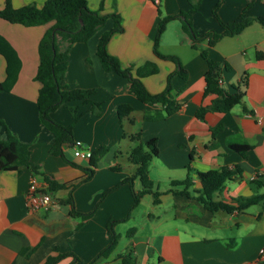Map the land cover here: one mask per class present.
<instances>
[{
	"label": "crops",
	"instance_id": "crops-1",
	"mask_svg": "<svg viewBox=\"0 0 264 264\" xmlns=\"http://www.w3.org/2000/svg\"><path fill=\"white\" fill-rule=\"evenodd\" d=\"M46 1L36 4L42 6ZM251 1L223 0L219 17L231 22ZM218 2L203 0L193 15L197 36L210 30L222 32L213 16ZM12 4L20 7L29 2ZM4 5L5 0H0V9ZM88 6L100 15L117 12L122 16L124 29L112 34L108 52L124 67L157 63L159 72L143 82L151 93L164 91L168 76L177 66L154 52L159 20L161 16L189 11V0H88ZM248 12L253 17L264 16V0H255ZM50 25L26 27L0 18V34L22 62L13 89L0 93V141L7 138L9 131L16 135L29 146L31 161L38 168V172L26 166L0 170V264H44L49 257L60 254L68 256L57 264H71L76 260L74 255L77 264H90L111 241L108 221L125 218L133 204L128 184L109 190L135 172L129 156L126 159L131 164H122L119 155L122 143L127 138L132 141L131 136L137 132L144 141L158 140L159 154L152 160L149 174L161 192L160 203L155 204L154 197L146 194L128 219L116 223L118 244L96 264H121L119 257L128 251L135 264H259L264 248V202L245 212H212L198 199L202 190L198 173L223 167L242 170L241 175L213 194L215 201L231 203L264 192L252 183L258 173H264V58L257 57L259 52L264 53V26L255 21L240 34L222 38L214 47H209L207 41L200 43L212 59L230 63L231 70L223 72V85L230 91L237 86L244 93L243 104L227 113L208 112L202 120L196 116L198 108L210 105L213 99V95H205L207 61L200 49L193 47L182 22L170 21L158 48L163 55L178 56L188 71L186 81L178 75L172 80V96L182 108L161 121L143 119L141 129L128 135L122 127L125 118L131 124L133 114L140 113L142 119L144 114L161 111L162 106L141 102L130 90L126 77L104 69L97 49L103 34L114 28L113 18L109 17L88 41L73 43L60 87L63 91L82 89L95 93L90 102L62 104L52 118L68 126L73 122L70 107H76L79 120L74 125V141L81 140L92 153L107 148L92 178L84 181V169L90 166V160L75 157L71 145H65L64 153L76 165L51 153L54 137L42 124L37 105L41 87L35 80L38 45ZM6 66L0 54V81L6 78ZM94 103L102 109L99 116L93 113ZM123 105H130L134 111L120 121ZM220 125L222 129L214 137L213 130ZM230 143L253 148L243 156L231 149ZM117 166L120 171L113 169ZM188 177L193 181L187 189L190 196L168 191L173 181ZM33 178L52 194L55 205L50 210H30L28 191ZM47 179L66 186L52 191ZM134 186L142 189L139 179ZM73 210L94 213L86 220L72 214Z\"/></svg>",
	"mask_w": 264,
	"mask_h": 264
},
{
	"label": "trees",
	"instance_id": "trees-1",
	"mask_svg": "<svg viewBox=\"0 0 264 264\" xmlns=\"http://www.w3.org/2000/svg\"><path fill=\"white\" fill-rule=\"evenodd\" d=\"M203 0H189L191 8L187 12L178 14L161 16L158 24L157 36L154 44L155 54L164 60H169L176 64L177 69L168 76L167 85L164 91L154 94L151 93L145 86L143 79L155 75L160 68L157 63L148 61L144 65L135 68L134 66L124 67L121 61L111 55L107 50L108 42L115 32L123 31L122 16L115 12L112 15H100L98 11H93L88 6V0H47L42 6L36 3H29L20 7H15L12 0H5V5L0 9V18L13 24H20L26 27L51 24L45 31L38 45L39 65L35 75V80L41 83L38 92L37 105L40 112L42 124L52 133L54 144L51 148V153L63 157L68 163L70 162L64 153L65 145H71L74 142V125L79 120L76 107H70V112L73 115V122L70 125H63L55 121L51 114L57 110L62 104L70 101L90 102L95 90L75 89L63 91L60 87L64 79L68 66L69 48L77 41H88L106 22L109 17L114 20V28L103 34L97 49L98 56L106 71H116L119 75L124 76L129 81L130 90L137 98L145 103H156L162 106V110L155 114H144L143 119L147 121H161L169 116L179 112L182 108L181 103L175 100L172 96L173 78L178 75L184 81L188 79V71L183 66L180 58L174 55H163L159 51V42L162 34L165 32L167 24L173 20H180L183 25L184 32L191 38L193 47L200 49L201 55L207 61V71L205 72L206 90L205 95H213L210 105H201L196 113V116L205 120L208 112L227 113L235 106L244 103V93L237 86L230 91L223 85L224 70H231V65L228 61H217L209 56L205 49L200 48V43L207 41L209 47H214L222 38L235 36L240 34L244 29L249 27L255 21L260 22L264 26V16L253 17L248 11L254 5L255 0H252L242 13L231 22H223L219 17V8L223 0H219L213 14L219 21L222 27V32L210 30L202 36H197L194 30L193 15L199 9ZM0 54L6 59V78L0 81V93L10 92L18 80V75L21 70L22 62L12 45L8 40L0 34ZM258 58H264V53L259 52ZM133 107L123 105L119 110L120 121L125 117H129L133 113ZM93 113L101 115L102 109L100 104L94 103ZM222 129L218 126L213 130L214 137ZM141 132H137L131 136L132 141L137 144L132 149L129 159L136 166L133 176L125 178L118 185L110 189L112 191L122 185L128 184L133 195V204L123 219H110L107 228L112 235L110 243L94 258L90 264H96L99 260L107 258L116 248L119 241V234L115 232L114 226L116 223L125 221L136 208L141 199L146 194H151L154 197V203H160L161 192L156 189V185L150 179L149 169L151 162L159 154L158 140L152 138L148 141L142 140ZM230 148L246 156L253 146L248 144L230 143ZM107 152L106 147L94 151L90 158V166L84 171L87 177L84 181H88L94 175L95 169L98 167V162ZM26 166L38 172L37 166L31 161V151L29 146L22 142L16 135L8 132L7 138L0 141V170L10 171L18 170L20 167ZM120 166L113 168L120 171ZM188 169L189 166L187 167ZM242 174L240 168L223 167L207 172L198 173V178L201 181L202 190L198 199L212 212L225 211L232 213L235 211L245 212L250 206L264 202V192L253 194L250 197H241L232 200L231 203L215 201L213 194L221 190L225 183ZM140 180L142 189L136 190L134 181ZM50 184V189L56 191L58 188H63L66 185L56 184L47 179ZM252 183L258 189H264V173H258L252 180ZM193 181L190 177L181 181H173L172 188L168 191L190 196L187 190ZM183 186L181 191L175 190L173 187ZM72 204V200L70 201ZM93 212L88 214L78 213L76 210L72 214L81 215L88 220ZM83 223L80 224V226ZM74 255V254H73ZM68 254H60L49 257L44 264H57L61 259ZM71 264H77L78 259ZM121 264H135V259L128 251L121 255ZM259 264H264V256L261 254Z\"/></svg>",
	"mask_w": 264,
	"mask_h": 264
},
{
	"label": "built area",
	"instance_id": "built-area-1",
	"mask_svg": "<svg viewBox=\"0 0 264 264\" xmlns=\"http://www.w3.org/2000/svg\"><path fill=\"white\" fill-rule=\"evenodd\" d=\"M71 146L74 148V155L77 158L90 160L92 151L85 148L81 140L74 141ZM55 205L52 194L41 186L37 179L33 178L30 182L28 191V206L32 211L50 210ZM264 256V248L261 250Z\"/></svg>",
	"mask_w": 264,
	"mask_h": 264
},
{
	"label": "rangeland",
	"instance_id": "rangeland-1",
	"mask_svg": "<svg viewBox=\"0 0 264 264\" xmlns=\"http://www.w3.org/2000/svg\"><path fill=\"white\" fill-rule=\"evenodd\" d=\"M43 0H12V2L14 4H18L21 2H29V3H40ZM190 3V2H189ZM190 8H191V4H190ZM215 8V7H214ZM198 11V10H197ZM196 11V12H197ZM195 12V13H196ZM194 13V14H195ZM214 16V14H213ZM214 18L216 19V17L214 16ZM123 20V18H122ZM217 20V19H216ZM218 21V20H217ZM219 22V21H218ZM220 24V23H219ZM207 33V32H206ZM53 113V112H52ZM71 113V112H70ZM72 115V114H71ZM140 113H135L133 114V117H135V120L133 123H129L128 120L125 118L124 119V125H122V127L124 128V131L128 134H131L132 132L135 133L136 131H138V129H141L144 121L143 118L141 119L140 117ZM52 116V114H51ZM73 117V115H72ZM134 125V126H133ZM137 144V142L134 141H130L128 140V138L122 143L121 149H122V153L121 156L119 155V157H121V162L122 164H131L130 162H127V156H130L131 150L132 148ZM71 148L73 149V154H74V148L71 146ZM129 153V154H128Z\"/></svg>",
	"mask_w": 264,
	"mask_h": 264
}]
</instances>
